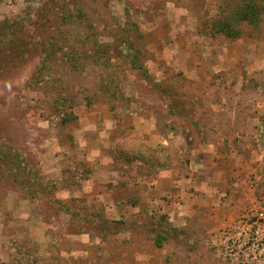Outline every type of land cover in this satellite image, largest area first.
Returning a JSON list of instances; mask_svg holds the SVG:
<instances>
[{
  "label": "rangeland",
  "instance_id": "1",
  "mask_svg": "<svg viewBox=\"0 0 264 264\" xmlns=\"http://www.w3.org/2000/svg\"><path fill=\"white\" fill-rule=\"evenodd\" d=\"M221 1L0 0V147L63 184L32 198L0 149V264H264V15L212 36ZM124 137L167 167L128 177Z\"/></svg>",
  "mask_w": 264,
  "mask_h": 264
},
{
  "label": "trees",
  "instance_id": "2",
  "mask_svg": "<svg viewBox=\"0 0 264 264\" xmlns=\"http://www.w3.org/2000/svg\"><path fill=\"white\" fill-rule=\"evenodd\" d=\"M218 13L214 16V19H209L210 23L207 22L204 24L203 32L208 33L212 36H216L217 34H223L228 37L238 38L242 35L243 30L241 27L242 23H249L251 25H256L263 18L264 15V0H223L218 6ZM139 30L136 32L137 36H140ZM96 46L93 48V56L97 55L99 58L106 59V64L110 62V56L108 55L107 46L105 44H99L94 40ZM131 66H136L135 60H129ZM145 80H149L145 75ZM61 97V98H60ZM58 97L56 100L55 106L62 105V100L69 101L68 98H63L62 96ZM76 117L75 115L73 116ZM70 117L66 114H63V117L60 118L59 122L61 124L66 123ZM3 146L0 147L1 153L4 154L5 158L4 167L6 169H2L5 174H10L13 176L15 181L22 183L23 188H26L28 191V195L32 198L37 199H47L52 200V195L55 194L56 190L63 187L61 180H49L46 179L41 174L36 172V176L33 178L34 173H31V170L27 171V174L20 178L19 174H22L23 166H29L28 162L23 159L22 155H19L18 152L14 151L9 143L3 142ZM9 145V146H8ZM120 145V146H119ZM118 159L120 160V166H126V171L128 173V177L132 175H143L150 174L153 169H162L167 167L165 161L160 160L158 158L159 150H162L161 146L152 147L141 140L134 139L132 137H124L121 144H118ZM136 164L140 167L139 170H131V165ZM79 166H82L81 169ZM79 166H75L77 170L80 171V176L78 179H86L91 172V168H89L86 164H79ZM25 173V172H24ZM79 181V180H78ZM125 184V180L119 181L118 185ZM67 186V185H66ZM112 189H115L117 186H111ZM77 200L68 199H53L55 203V209L57 211L63 212L65 214L70 215L71 217H75L79 214V211L74 206V203ZM137 204L136 202L133 203ZM158 222L163 223V226L158 229V231L151 236V240L154 246L161 250L163 249L165 242L167 240L166 232L168 230L169 222L167 220V216L162 214L158 218ZM107 222H103L102 225L107 226ZM155 227L153 228V230Z\"/></svg>",
  "mask_w": 264,
  "mask_h": 264
},
{
  "label": "built area",
  "instance_id": "3",
  "mask_svg": "<svg viewBox=\"0 0 264 264\" xmlns=\"http://www.w3.org/2000/svg\"><path fill=\"white\" fill-rule=\"evenodd\" d=\"M262 219H264V218H262ZM262 238H263V237H262ZM254 239H260V236H259L258 231H256L255 236H254ZM263 239H264V238H263Z\"/></svg>",
  "mask_w": 264,
  "mask_h": 264
}]
</instances>
